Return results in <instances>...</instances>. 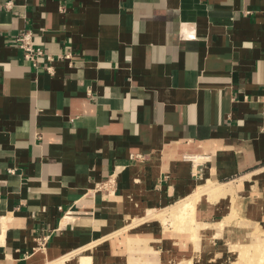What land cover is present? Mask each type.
Listing matches in <instances>:
<instances>
[{
    "label": "crops",
    "instance_id": "0c3cea01",
    "mask_svg": "<svg viewBox=\"0 0 264 264\" xmlns=\"http://www.w3.org/2000/svg\"><path fill=\"white\" fill-rule=\"evenodd\" d=\"M6 1L0 264H60L87 245L83 264L200 180L255 181L263 204L264 0ZM23 29L74 65L33 68L14 43Z\"/></svg>",
    "mask_w": 264,
    "mask_h": 264
},
{
    "label": "rangeland",
    "instance_id": "374dc122",
    "mask_svg": "<svg viewBox=\"0 0 264 264\" xmlns=\"http://www.w3.org/2000/svg\"><path fill=\"white\" fill-rule=\"evenodd\" d=\"M214 184L216 192L201 195L182 221L174 214L191 202L192 194L153 210L154 217H136L124 232L112 231L93 257L86 252L83 264L91 257L90 264H129L132 257L143 262V249L146 264H264V200L261 204L256 182ZM206 185L200 180L194 190ZM85 246L70 251L60 264H81Z\"/></svg>",
    "mask_w": 264,
    "mask_h": 264
},
{
    "label": "built area",
    "instance_id": "2783aa9c",
    "mask_svg": "<svg viewBox=\"0 0 264 264\" xmlns=\"http://www.w3.org/2000/svg\"><path fill=\"white\" fill-rule=\"evenodd\" d=\"M13 6V2L8 0L5 2V8H11ZM15 46L20 50L22 56L25 61L29 62L31 66L37 70L43 68L48 73H53V63L56 60H64L70 66L74 65L75 55L72 51H65L59 55H52L45 52V50L34 41L33 33L29 29H23L15 38H14ZM46 59L49 63L48 65H41V60ZM10 173H15V169L9 170ZM114 184V180L111 178L106 182L97 183V189H107L108 185L111 187ZM48 236L40 237L39 246L37 249L41 250L45 248L46 240Z\"/></svg>",
    "mask_w": 264,
    "mask_h": 264
},
{
    "label": "bare ground",
    "instance_id": "6f19581e",
    "mask_svg": "<svg viewBox=\"0 0 264 264\" xmlns=\"http://www.w3.org/2000/svg\"><path fill=\"white\" fill-rule=\"evenodd\" d=\"M216 188H214V183H208V185L204 186V187H200L198 188V190L193 194L192 196V200L191 202H186L187 204L184 205L185 207H183L184 209L181 210V212L178 213L175 212V216L176 218L180 216V221H182L181 219H183L185 217L186 214L190 213L189 210H193L195 207H194V202H196L200 197L201 195H210V193L212 192H216ZM189 201V200H188ZM182 208V207H181ZM172 209V208H171ZM174 209V208H173ZM174 212V211H173ZM174 216V217H175ZM166 217V216H165ZM3 219V218H2ZM6 219V218H5ZM4 220V219H3ZM3 224H4V221H3ZM6 224V223H5ZM4 224V226H5ZM2 226V225H1ZM95 249V248H94ZM89 253H92L91 251Z\"/></svg>",
    "mask_w": 264,
    "mask_h": 264
}]
</instances>
